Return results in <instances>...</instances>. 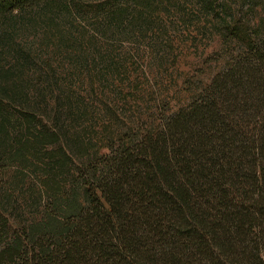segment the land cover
I'll use <instances>...</instances> for the list:
<instances>
[{
	"label": "trees",
	"instance_id": "obj_1",
	"mask_svg": "<svg viewBox=\"0 0 264 264\" xmlns=\"http://www.w3.org/2000/svg\"><path fill=\"white\" fill-rule=\"evenodd\" d=\"M0 264H264V2L0 0Z\"/></svg>",
	"mask_w": 264,
	"mask_h": 264
},
{
	"label": "rangeland",
	"instance_id": "obj_2",
	"mask_svg": "<svg viewBox=\"0 0 264 264\" xmlns=\"http://www.w3.org/2000/svg\"><path fill=\"white\" fill-rule=\"evenodd\" d=\"M262 2H264V0H262ZM260 15V13H256L254 16L258 17ZM18 40V39H16ZM37 43V41H35V44ZM29 45L25 42V44L23 45V47H28ZM34 46V44H33ZM218 43L216 41V39H214L206 48V53H204L202 55L203 56H209L212 52H214L216 49H218ZM32 48V46H29V49ZM201 48V47H199ZM184 57H180L181 59H179V62L177 64V72H180V76L181 75H186V77L189 79L190 82H195L194 84H204L206 82H208V80L210 79V77L212 76V74L217 70V68L220 67L221 65V61H219L218 63H215L214 61H207L206 63L200 60H196L194 57L197 55V52L194 51L192 48H189L187 50L186 53H184ZM201 58V56H200ZM200 61V62H199ZM181 80L182 78L179 77L177 78V83L176 85L173 87V89H177L176 92L179 93V97H177V99L175 98L174 100L176 101H171L169 104V109L167 112L174 110V108L176 107V105L179 102H183L186 99L187 94L189 93L186 89L185 86H183L181 84ZM195 80V81H194ZM2 178H4L5 180H9V178H28V177H21L20 174H18L15 170V167H9L6 168V170L3 172L2 174ZM7 189V193H9V188L10 186L7 185L6 186ZM19 207V205H18ZM8 208V207H7ZM15 212V211H14ZM12 213H9L8 217H7V223L14 225L15 222L12 219Z\"/></svg>",
	"mask_w": 264,
	"mask_h": 264
}]
</instances>
